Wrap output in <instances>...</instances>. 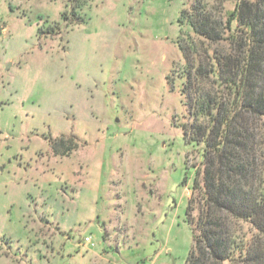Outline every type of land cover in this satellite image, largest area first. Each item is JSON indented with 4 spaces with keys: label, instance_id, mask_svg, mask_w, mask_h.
Returning <instances> with one entry per match:
<instances>
[{
    "label": "rangeland",
    "instance_id": "obj_1",
    "mask_svg": "<svg viewBox=\"0 0 264 264\" xmlns=\"http://www.w3.org/2000/svg\"><path fill=\"white\" fill-rule=\"evenodd\" d=\"M205 1L222 32L234 2ZM183 2L0 0V264L185 263L206 120L186 117L182 73L215 97L194 68L232 46L180 27Z\"/></svg>",
    "mask_w": 264,
    "mask_h": 264
},
{
    "label": "trees",
    "instance_id": "obj_2",
    "mask_svg": "<svg viewBox=\"0 0 264 264\" xmlns=\"http://www.w3.org/2000/svg\"><path fill=\"white\" fill-rule=\"evenodd\" d=\"M232 1L222 32L205 0H184L188 8L178 17L180 27L186 24L200 37L232 46L222 55L212 54L209 69L201 64L194 68L198 85L211 78L218 87L215 97L202 91L190 97L189 67L182 73L186 117L192 125L206 120L191 129L190 139L200 137L203 153L186 209L192 245L184 264H264V168L256 166L253 154V125L264 116V0ZM178 44L186 58L185 47ZM183 127L187 135V122ZM71 140L59 138L56 144Z\"/></svg>",
    "mask_w": 264,
    "mask_h": 264
},
{
    "label": "built area",
    "instance_id": "obj_3",
    "mask_svg": "<svg viewBox=\"0 0 264 264\" xmlns=\"http://www.w3.org/2000/svg\"><path fill=\"white\" fill-rule=\"evenodd\" d=\"M81 244L83 246H93V240L91 239L90 236H84L83 239L81 240Z\"/></svg>",
    "mask_w": 264,
    "mask_h": 264
}]
</instances>
